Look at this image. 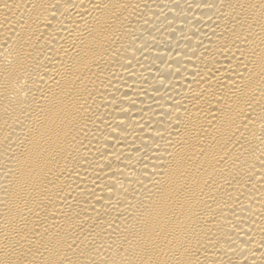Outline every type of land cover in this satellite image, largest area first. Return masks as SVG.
Returning <instances> with one entry per match:
<instances>
[{
  "label": "bare ground",
  "instance_id": "obj_1",
  "mask_svg": "<svg viewBox=\"0 0 264 264\" xmlns=\"http://www.w3.org/2000/svg\"><path fill=\"white\" fill-rule=\"evenodd\" d=\"M0 264H264V0H0Z\"/></svg>",
  "mask_w": 264,
  "mask_h": 264
}]
</instances>
